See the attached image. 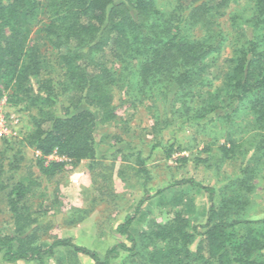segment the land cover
Wrapping results in <instances>:
<instances>
[{
    "label": "trees",
    "instance_id": "trees-1",
    "mask_svg": "<svg viewBox=\"0 0 264 264\" xmlns=\"http://www.w3.org/2000/svg\"><path fill=\"white\" fill-rule=\"evenodd\" d=\"M210 1L197 0L165 13L152 0H48L45 4L42 0H0V99L6 98L11 107L24 106L26 111L35 112L30 131L19 145L40 154L37 165L44 176L50 179L62 173L68 162L77 165L86 161L90 171L96 170L100 164L97 131L117 119L114 92L127 86L134 104L162 103L166 118H158L159 132L169 128L172 116L184 119L179 129L186 122L201 126L205 120L228 119L248 100L247 110L264 134V0H247L250 7L242 20L244 36L232 49L224 77L229 90L226 107L205 101L196 106L201 67L211 55L221 52L227 41L220 19L231 0L208 5ZM196 26L204 28L202 37H186V29ZM43 48L56 53L61 70L57 80L52 60ZM209 98L213 101L215 96ZM213 144L208 143L201 151L210 157H196L197 163L209 164L215 159L216 155L211 157ZM241 146L229 139L219 147L218 160H232ZM159 147L167 160L181 151L175 148L176 141L158 143L152 150ZM51 156L63 161L46 164ZM5 160L0 154L3 191L8 188L2 181ZM136 160L137 171L148 182V159L138 152ZM17 161L11 164L12 170L18 169ZM180 161L186 164L189 158ZM253 164L252 159L241 164L240 174L222 194L231 185L236 190L220 202L216 196L221 191L193 179L171 185H189L208 194L210 206L203 225L192 227L179 212L164 226L157 225L136 237L131 231L135 219L128 215L115 231L125 242L108 248L103 256L72 238L55 237L45 244L39 219L25 205L36 183L32 177L22 178L8 193L12 232L0 235V259L5 263L46 264L47 258L60 253L61 264H78V255L88 257L93 264H116L121 258L127 260L122 264H264V217L245 214L250 200L243 191L251 190ZM93 174L96 182L110 178L109 174ZM148 196L146 191L139 206ZM196 238V250L191 251Z\"/></svg>",
    "mask_w": 264,
    "mask_h": 264
},
{
    "label": "rangeland",
    "instance_id": "rangeland-1",
    "mask_svg": "<svg viewBox=\"0 0 264 264\" xmlns=\"http://www.w3.org/2000/svg\"><path fill=\"white\" fill-rule=\"evenodd\" d=\"M47 1L42 0L43 4ZM152 1L162 12L171 13L190 6L197 0ZM218 1L211 0L208 5H214ZM249 7L247 0H231L223 11V14H226L220 19V25L227 36V41L222 51L211 55L201 67L197 82L196 106L205 101L204 104L226 107L229 90L224 83V77L233 55L232 49L244 36L242 20L249 15ZM39 16L40 19L43 18V14L40 13ZM40 26L34 28V32L38 31ZM204 33L202 26H196L186 29L185 36L200 39ZM43 52L52 60L51 64L56 71L53 77L57 80L61 70L57 65L56 53L52 49L47 52L45 48ZM203 81L205 83L201 85ZM127 87L123 90L116 89L114 92V103L118 106L117 119L113 123L99 127L97 131L100 164L96 170L90 171L89 163L86 161L77 165L68 162L62 173L50 179L38 168L40 154L19 145L30 131L31 115H35V112L26 111L24 106L11 107L6 103V98L0 99L3 113L16 121L11 126L12 134L0 139V154H4L6 158L2 181L8 186L5 191L0 190V235L12 232L9 191L20 179L32 177L36 184L25 205L39 219L43 242L50 244L55 237L72 238L74 242L103 256L108 248L125 242V239L117 236L115 231L128 215L135 219L131 231L136 237L141 233L150 232L157 225L164 226L179 212L190 220L192 227L203 225L210 206L208 194L189 185L175 187L171 185L184 179H193L197 183L221 191V195L219 192L216 196L217 202H220L224 196L236 190V186L231 185L222 194L224 188L240 174L241 164L249 163L251 159L255 161L253 164L255 173L250 183V192L243 191L245 196L248 193L247 197L250 200L245 214L247 217H264V134L259 132L261 130L254 124L253 116L247 110L248 100L239 104L235 114L228 119L205 120L201 122V126L186 122L183 129H179V124L184 119L172 116L169 128L163 127L159 132L156 128L157 120L160 118L164 121L166 118L162 103L156 101L154 106L153 102L151 106L147 102L134 104L129 99L130 90ZM210 96H215V99L211 101ZM60 106L59 104L57 107L58 111ZM229 139L237 140L242 146L236 150L232 160L221 162L217 158L221 154L219 147ZM174 141L175 148H181V151L177 150L171 160L166 159L162 147L152 150L158 143L165 145ZM123 142L132 148H128ZM208 143H214L211 146V157L216 155L215 159L211 158L209 164L197 163L196 157L201 160L210 157L209 154L201 152ZM118 149H123V152H118ZM138 152L148 159L145 164L149 171L148 182L142 173L137 171ZM183 157L189 158V162L186 164L181 162L180 159ZM20 158L23 160L20 161ZM14 161L18 162L17 170L11 169ZM49 161L62 162L63 159L51 156L46 164ZM93 173L109 174L110 178L96 182ZM163 189V194L158 195L157 192ZM146 191L149 199L139 206L146 196ZM198 241L199 238H196L190 247L191 251L196 250ZM62 251L64 253L65 250ZM60 256L58 253L47 258L45 262L61 264ZM261 259L264 260V252ZM77 261L78 264H93L88 257L82 255H78ZM126 261L125 258L123 260L121 258L115 263L122 264ZM0 264L35 263L25 261L5 263L0 259Z\"/></svg>",
    "mask_w": 264,
    "mask_h": 264
},
{
    "label": "built area",
    "instance_id": "built-area-1",
    "mask_svg": "<svg viewBox=\"0 0 264 264\" xmlns=\"http://www.w3.org/2000/svg\"><path fill=\"white\" fill-rule=\"evenodd\" d=\"M16 121L12 118L10 119L8 116L3 113L2 108L0 107V139L10 136L12 134V125L15 124Z\"/></svg>",
    "mask_w": 264,
    "mask_h": 264
}]
</instances>
